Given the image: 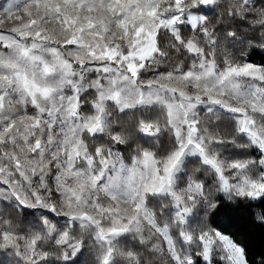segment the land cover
Here are the masks:
<instances>
[{"label": "snow or ice", "instance_id": "obj_1", "mask_svg": "<svg viewBox=\"0 0 264 264\" xmlns=\"http://www.w3.org/2000/svg\"><path fill=\"white\" fill-rule=\"evenodd\" d=\"M257 227L264 0H0L8 264H264Z\"/></svg>", "mask_w": 264, "mask_h": 264}, {"label": "trees", "instance_id": "obj_2", "mask_svg": "<svg viewBox=\"0 0 264 264\" xmlns=\"http://www.w3.org/2000/svg\"><path fill=\"white\" fill-rule=\"evenodd\" d=\"M249 62H253L256 64H260L262 62L261 55L257 52L256 54H253L249 58ZM195 164H190L189 167H195ZM253 211H258V209H253ZM13 219L14 222L18 223L22 228L29 227V222L31 221V217H22L20 215H17L15 213H9ZM249 248L251 252L253 253V256L250 258H256L259 259V255L262 251H264V229L261 228H254L252 230V234L250 236V243ZM0 259L4 260V264H8L10 258L2 257L0 256ZM82 264H88L90 260V256L85 252V255L81 258ZM146 264H148L146 260Z\"/></svg>", "mask_w": 264, "mask_h": 264}, {"label": "rangeland", "instance_id": "obj_3", "mask_svg": "<svg viewBox=\"0 0 264 264\" xmlns=\"http://www.w3.org/2000/svg\"><path fill=\"white\" fill-rule=\"evenodd\" d=\"M93 76L95 75V74H92ZM6 215H9V213H6ZM25 230H27L28 229V227H26V228H24Z\"/></svg>", "mask_w": 264, "mask_h": 264}]
</instances>
